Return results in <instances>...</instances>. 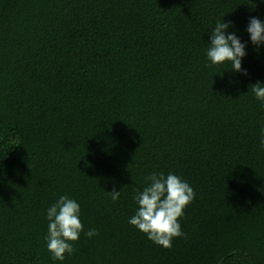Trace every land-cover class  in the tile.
Listing matches in <instances>:
<instances>
[{"label": "trees", "instance_id": "obj_1", "mask_svg": "<svg viewBox=\"0 0 264 264\" xmlns=\"http://www.w3.org/2000/svg\"><path fill=\"white\" fill-rule=\"evenodd\" d=\"M251 17L264 20L260 0H0V264H60L44 236L61 195L98 233L64 264H264ZM223 18L248 44L247 75L206 59ZM161 171L196 194L169 250L128 224Z\"/></svg>", "mask_w": 264, "mask_h": 264}, {"label": "clouds", "instance_id": "obj_2", "mask_svg": "<svg viewBox=\"0 0 264 264\" xmlns=\"http://www.w3.org/2000/svg\"><path fill=\"white\" fill-rule=\"evenodd\" d=\"M264 3V0H260ZM232 21H217L207 43L206 59L210 66L231 67V72L247 75L242 62L247 56L248 44L243 42ZM246 32L249 42L257 49L264 47V20L249 19ZM255 99L264 104V84L250 86ZM260 146L264 148V129L261 130ZM146 186L137 190L134 201L135 214L128 224L144 234L153 244L166 250L172 248L173 240L182 238L180 221L185 209L194 201L195 191L181 176L168 172H153L145 178ZM113 201L120 198L121 191L109 193ZM47 234L44 236L47 251L53 261L64 264L65 258L75 254L74 245L82 233L91 239L98 233L95 229L84 232L80 204L67 195H61L45 210Z\"/></svg>", "mask_w": 264, "mask_h": 264}]
</instances>
